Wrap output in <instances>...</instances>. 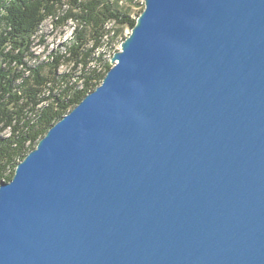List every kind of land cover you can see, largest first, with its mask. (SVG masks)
Returning a JSON list of instances; mask_svg holds the SVG:
<instances>
[{"label":"water","instance_id":"obj_1","mask_svg":"<svg viewBox=\"0 0 264 264\" xmlns=\"http://www.w3.org/2000/svg\"><path fill=\"white\" fill-rule=\"evenodd\" d=\"M144 1L0 183V264H264V0Z\"/></svg>","mask_w":264,"mask_h":264},{"label":"trees","instance_id":"obj_2","mask_svg":"<svg viewBox=\"0 0 264 264\" xmlns=\"http://www.w3.org/2000/svg\"><path fill=\"white\" fill-rule=\"evenodd\" d=\"M138 0H0V183L51 126L101 84L113 66L100 48L122 42L143 11ZM50 20L71 39L31 64L33 37ZM94 61L96 62L93 65ZM66 66L61 71L62 66Z\"/></svg>","mask_w":264,"mask_h":264},{"label":"rangeland","instance_id":"obj_3","mask_svg":"<svg viewBox=\"0 0 264 264\" xmlns=\"http://www.w3.org/2000/svg\"><path fill=\"white\" fill-rule=\"evenodd\" d=\"M140 2L139 6L134 7L133 11H139L143 6L145 7L144 0H138ZM73 23L70 22L63 29L56 30L53 27V24L50 20H47L41 26L39 32L33 37V57L29 58L31 64H37L42 61H49L51 59V55L53 52L57 50L65 49L64 43L68 42L72 37L73 31ZM131 30L126 28L124 30V35L127 37L130 34ZM121 49L120 41H113L109 43H105L104 46L100 48V52L104 54V59L109 60L111 62V58L116 51ZM95 61L93 65H95ZM61 71L65 70L66 66L61 67Z\"/></svg>","mask_w":264,"mask_h":264}]
</instances>
